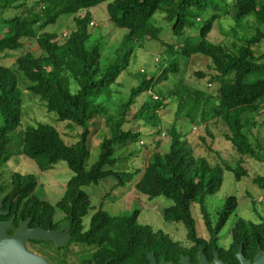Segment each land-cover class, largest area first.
Listing matches in <instances>:
<instances>
[{
  "label": "trees",
  "instance_id": "obj_1",
  "mask_svg": "<svg viewBox=\"0 0 264 264\" xmlns=\"http://www.w3.org/2000/svg\"><path fill=\"white\" fill-rule=\"evenodd\" d=\"M102 4H106L110 23L128 32L126 42L159 41L163 28L154 25L152 19L161 13L171 26L173 36L181 41L176 47H168L167 56L171 55L172 62L175 54L185 59L197 55L209 59L210 70L215 73L212 78L219 83L216 112L230 128L228 140L238 155L264 164V146H252L240 122L244 112H257L264 101V52L256 56L253 51L254 45L264 41V0H231V3L225 0H38L32 4L27 0H0V58L23 49L25 41L34 39L42 53L39 57L26 53L13 67L0 65V170L20 153L33 161L41 173L64 163L73 174L55 205L34 194L36 176L14 174L10 191L0 201V222L9 225L7 235L14 236L22 226L26 230L55 233L61 224H66V247L79 246L88 252L81 264H183L185 260L189 264H200L202 260L213 264L215 259L223 264H241L239 254L247 262H253L259 254L264 255V221L237 220L230 246L224 249L218 245L219 234L235 212L237 199L231 196L225 200L213 224L206 200L220 191L224 169L211 166L204 159H195L175 129L168 131L169 150L162 152L156 147L135 187L149 200L171 201L162 211L163 220L182 224L191 247L185 248L164 232L140 225L137 211L111 217L98 210L85 228L83 219L91 205L85 189L108 178L116 179L122 187L140 173L117 172V159L113 158L115 146L137 139L138 135L124 130L130 108L143 93L152 91L155 84L166 79L168 72L177 70L173 64L156 81L153 77L146 78L132 89L128 101L121 106L119 118L111 126L110 138L102 142L98 159L87 168L90 123L101 111V105L95 101L110 92V86L125 65L117 61L102 71L99 49L86 46L92 22L89 11ZM7 12L12 13L10 18L4 17ZM230 15L238 24L254 17L263 32L258 30L244 45L235 46L232 51L213 45L208 35L214 23ZM63 16L74 18L75 29L59 41L56 33L45 29L54 26ZM129 52L128 49L126 53ZM197 75L206 78L204 73ZM21 77L30 83L31 94L43 102L48 113L60 122L81 129L74 144L67 145L55 127L39 124L26 129L20 140L21 150L16 152L13 137L23 118ZM189 96L187 86L168 96L160 93L155 99L148 98L136 117L158 125V112L166 107L168 98L174 97L178 112L185 106L192 107L187 117L193 121L203 94L197 92L193 99ZM229 171L235 173L237 181L243 177L238 170ZM254 184L264 190V175L256 177ZM3 190L0 183V195ZM191 204L199 206L208 240L198 236ZM57 213L64 216L61 222L56 220ZM32 243H43L45 247L48 244Z\"/></svg>",
  "mask_w": 264,
  "mask_h": 264
},
{
  "label": "rangeland",
  "instance_id": "obj_2",
  "mask_svg": "<svg viewBox=\"0 0 264 264\" xmlns=\"http://www.w3.org/2000/svg\"><path fill=\"white\" fill-rule=\"evenodd\" d=\"M35 1L38 0H27V3L32 4ZM225 2L231 3V0H225ZM89 12L92 22L89 25V38L86 46L90 49L93 47L99 49L100 69L105 71L117 61L125 65L115 82L110 86V92L95 101L96 104L101 105V111L90 123V157L86 164L87 168L98 159L102 142L110 138L111 126L119 118L121 106L128 101L132 89L138 86L143 79L153 77L156 81L161 77L163 70L173 64H176L177 70L168 72L166 79L155 84L152 91L148 90L145 94L143 93L130 108L127 116L128 124L125 125L124 130L138 135L137 139L136 141L128 140L122 145L115 146L113 158L117 159L115 164L117 172L139 171L140 173L130 183L122 187L118 186L116 179L108 178L98 185L85 189L91 203L88 213L83 219L85 228L88 227L90 218L98 210L104 211L111 217L130 215L133 211H137L140 225L150 226L154 231L164 232L185 248L191 247L182 224L174 225L163 220L162 211L172 204L171 201L164 198L149 200L148 197L138 193L135 187L156 147H159L162 152L169 150L168 131L175 129L187 142V147L191 148L195 159H204L211 166L219 165L224 169L222 187L216 195L207 198L206 206L211 221L215 224L218 212L222 209L225 200L231 196L237 199L235 212L219 234L218 245L227 249L231 244L232 228L237 220L242 219L248 223L264 221V190L254 184L256 177L264 175V164L249 157H241L228 140L231 135L230 128L216 112L219 83L212 78L215 73L210 70V60L199 55L185 59L175 54L172 55L174 59L172 62L171 55L167 56L168 47H176L181 41L173 36L171 26L165 22L164 15L161 13H156L152 19L154 25L163 28V32L159 35V41L147 40L143 43H135L126 42L128 32L119 30L110 23L106 4ZM4 15L5 18H10L12 13L7 12ZM198 22L201 23L202 19ZM74 29V18L63 16L54 26L46 28L45 31L56 33L59 41H63ZM258 30L263 32L254 17L250 16L238 24L234 16L230 15L222 17L214 23L208 40L213 45H221L232 51L235 46L244 45L246 40L255 36ZM24 43L23 49L2 56L0 65L13 67L16 60L26 53H32L35 57L42 54L35 39ZM128 49L130 52L126 53ZM253 51L256 56L261 55L264 52V41L254 45ZM197 73H204L206 78H199ZM29 86L30 83L21 77L23 118L13 137V148L16 152L21 150L20 140H22L26 129L39 124L55 127L67 145L74 144L81 129L60 122L55 115L48 113L43 102L31 94ZM183 86L189 87L191 99L195 98L197 92L203 94L201 106L193 121L187 117L192 111V107L185 106L178 112V103L174 97L168 98L166 107L158 112L160 119L158 125L136 117L148 98L155 99L160 93L168 96ZM240 122L243 132L248 136L252 146L263 147L264 101L260 103V109L257 112H244L240 116ZM229 168L243 173L240 181L236 180L235 173L229 171ZM16 173L36 176L37 187L34 194L52 205H55L62 197L66 184L73 175L64 163L55 166L51 171L41 173L33 161L19 153L0 170V183L4 187L0 201L10 191L12 176ZM190 209L196 222L198 236L208 240L209 235L199 206L191 204ZM63 218L62 214L57 213V221L61 222ZM67 230L66 224H61L55 237H39L35 240L48 243L47 247L43 243L35 244L29 240L21 248L28 255L39 261H46L48 264H81L82 257L88 252L86 248L79 246L66 247Z\"/></svg>",
  "mask_w": 264,
  "mask_h": 264
},
{
  "label": "water",
  "instance_id": "obj_3",
  "mask_svg": "<svg viewBox=\"0 0 264 264\" xmlns=\"http://www.w3.org/2000/svg\"><path fill=\"white\" fill-rule=\"evenodd\" d=\"M9 225L0 222V264H48L25 253L21 246L29 240L35 241L39 237H55L56 233L42 232L39 230H26L24 226L14 236L9 237L6 229ZM238 258L241 264H264V255L259 254L253 262H247L240 254ZM183 264H189L187 260ZM201 264H208L202 260ZM213 264H223L215 259Z\"/></svg>",
  "mask_w": 264,
  "mask_h": 264
}]
</instances>
